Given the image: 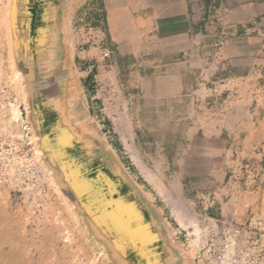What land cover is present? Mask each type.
I'll return each mask as SVG.
<instances>
[{
	"label": "rangeland",
	"instance_id": "rangeland-1",
	"mask_svg": "<svg viewBox=\"0 0 264 264\" xmlns=\"http://www.w3.org/2000/svg\"><path fill=\"white\" fill-rule=\"evenodd\" d=\"M15 5L0 0V142L31 146L39 157L32 127L21 131L29 123L33 65L27 15L14 7L13 19ZM219 18L190 63L193 91L186 95H129L131 86L146 83L112 73L108 63L98 74L105 118L119 115L132 135L119 146L127 172L194 260L212 218L235 223L264 214V17L244 14V27L232 29ZM47 185L0 187V264H117L49 176Z\"/></svg>",
	"mask_w": 264,
	"mask_h": 264
},
{
	"label": "crops",
	"instance_id": "crops-1",
	"mask_svg": "<svg viewBox=\"0 0 264 264\" xmlns=\"http://www.w3.org/2000/svg\"><path fill=\"white\" fill-rule=\"evenodd\" d=\"M29 1L26 12L34 37L30 100L34 97L40 114L35 122L37 135L48 142L68 138V162L87 178L99 177L101 184L102 178L107 179L115 193L134 207L154 238L147 249L153 262L199 264L168 233L147 195L127 172L120 148L132 135L126 136L122 128L126 124H121L119 115L118 122L105 118L97 94L104 75L98 74L108 63L112 73L124 72L146 83L131 86L129 95L138 90L157 99L186 95L193 91L190 63L197 59L198 45L213 25L214 15L228 29L243 28L244 14L264 17V0ZM102 51L108 58H101ZM64 194L88 221L78 202ZM128 252L125 263L121 258L114 261L139 264L138 254Z\"/></svg>",
	"mask_w": 264,
	"mask_h": 264
},
{
	"label": "water",
	"instance_id": "water-1",
	"mask_svg": "<svg viewBox=\"0 0 264 264\" xmlns=\"http://www.w3.org/2000/svg\"><path fill=\"white\" fill-rule=\"evenodd\" d=\"M28 2L30 1L15 0V9L27 15L25 28L28 30V44L32 47V62L34 37L29 28L30 17L26 12ZM38 137L45 163L49 164L50 169L58 174L59 187L78 202V207L98 233L96 235L98 237L100 235V239L114 254V258H121L124 262L128 257V251L133 250L142 259L139 264H158L153 262L147 253L154 238H152L147 224L144 223L143 217L134 207L115 193L107 179L102 178L103 184H101L99 177L87 178L79 168L68 162L65 157V147L69 144L68 138L60 137L55 142H48L47 137ZM134 264L137 263L134 262Z\"/></svg>",
	"mask_w": 264,
	"mask_h": 264
},
{
	"label": "built area",
	"instance_id": "built-area-1",
	"mask_svg": "<svg viewBox=\"0 0 264 264\" xmlns=\"http://www.w3.org/2000/svg\"><path fill=\"white\" fill-rule=\"evenodd\" d=\"M100 56L106 59L109 54L102 51ZM21 131L30 133V124H22ZM32 149L30 146L23 151L20 145L8 148L0 142V187L15 192L51 188L40 158ZM196 249L199 264H264V214L255 213L235 223L212 218Z\"/></svg>",
	"mask_w": 264,
	"mask_h": 264
},
{
	"label": "bare ground",
	"instance_id": "bare-ground-1",
	"mask_svg": "<svg viewBox=\"0 0 264 264\" xmlns=\"http://www.w3.org/2000/svg\"><path fill=\"white\" fill-rule=\"evenodd\" d=\"M10 2H11V0H10ZM14 7L15 6H13V9H12V11H11V13L13 12V15H12V17H13V19L15 18V14H14V12H15V9H14ZM25 13L23 12L22 13V15H24ZM9 17H10V9H9ZM48 53V52H47ZM45 54H46V52H45ZM44 54V55H45ZM47 55V54H46ZM39 57H42V58H44L43 56H41V55H39ZM47 57V56H46ZM45 65L47 66V65H49V62H47V63H45ZM33 99H31V100H28L26 103V114H27V120L29 121V123H30V126L32 127V129H33V135H34V137L33 136H30L32 139H34V142H36V145H37V151H38V153H39V158H40V161H41V163H42V166H43V168H44V170H45V172L47 173V175L49 176V178H50V180H51V182H52V180L54 181V183H55V185L58 187V189H59V191H60V193H62V195H63V197L66 199V200H69L63 193L64 192H62V190H61V188L59 187V185H58V174L56 173V172H54V171H52V169H50V166H49V164H46L45 163V161H44V159H43V157H44V154H43V151L40 149V145H39V141H40V139H39V137H38V135H37V132H36V125H37V123L40 121V114H39V112H38V110H37V107H36V103H35V99H34V97H32ZM61 98H62V96H61ZM35 122H36V125H35ZM31 133H32V130H31ZM70 204H72V203H70ZM73 207V206H72ZM80 210V209H79ZM78 213V212H77ZM91 225V224H90ZM91 227V230L93 231V233L96 235H98V233L96 232V230L92 227V225L90 226ZM100 236V235H99ZM110 250V249H109ZM111 254H112V252H110ZM112 256L114 257V254H112Z\"/></svg>",
	"mask_w": 264,
	"mask_h": 264
}]
</instances>
